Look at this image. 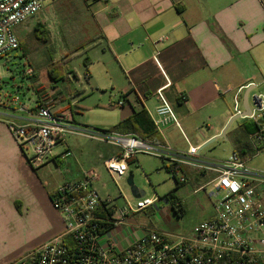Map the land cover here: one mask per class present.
<instances>
[{
  "label": "crops",
  "instance_id": "crops-1",
  "mask_svg": "<svg viewBox=\"0 0 264 264\" xmlns=\"http://www.w3.org/2000/svg\"><path fill=\"white\" fill-rule=\"evenodd\" d=\"M41 13L43 19L38 27L48 36L50 28H54L56 36L70 39L77 46L74 56L88 57L89 64H85L88 84L92 86L95 81L98 88L111 87L121 93L125 99L121 121L143 108L152 119L151 114L159 104L156 92L170 82L165 93L182 130L172 124L164 129L162 137L167 145L171 144L172 136L182 137L185 147L180 150L188 149L186 139L202 148L220 136L234 117L237 93L240 92L244 112V95L247 90L252 91L248 101L252 113L253 96L264 92L261 91L264 87V0H62L48 1ZM73 73L80 81L79 73ZM67 80L75 84L71 75ZM53 82L51 91L37 89L40 95L36 105L47 104L56 110L69 105L70 97H55L59 87L57 81ZM182 94L187 97L186 101L181 100ZM78 104L74 107L76 121ZM117 107V104L109 106L111 110ZM34 109L28 108L25 112L29 116L19 119H32ZM204 124L208 126L207 131L195 130ZM260 127L261 120L249 117L233 122L227 131L233 152L240 154L235 150V138L247 139L251 145V136ZM67 149L73 153L71 157L77 169L72 170L70 164L64 171L67 176L61 171L60 183L49 190L51 183L43 181L39 171L28 164L6 118L0 117V264H12L63 232V219L53 206L51 194L66 181L82 179L88 171L80 165L69 143L63 152ZM117 153L115 147L97 143L88 161L92 165L104 164ZM263 154L247 158L248 165ZM139 156L130 165L140 163ZM69 158H59L40 169L53 165L59 168ZM167 160L162 158L164 165ZM169 166V172L174 168L177 176L181 173V178H185L176 180L178 187L193 181L203 189L211 186L215 177L211 172L184 165ZM251 168L264 171L260 167ZM259 190L264 194V185ZM29 222L30 227L39 228L34 239L16 238L20 228Z\"/></svg>",
  "mask_w": 264,
  "mask_h": 264
},
{
  "label": "built area",
  "instance_id": "built-area-1",
  "mask_svg": "<svg viewBox=\"0 0 264 264\" xmlns=\"http://www.w3.org/2000/svg\"><path fill=\"white\" fill-rule=\"evenodd\" d=\"M48 1L62 0H0V60L22 50L16 28L41 13ZM155 60L158 62L156 56ZM24 74L33 77L35 70L29 65ZM170 86L168 82L157 90L159 104L151 114L161 134L172 124L182 130L165 93ZM239 94L235 96L234 116L242 114ZM186 99L182 94L181 100ZM257 99L249 116L255 121L261 120L260 129L250 139L254 155L264 153V92L257 94ZM12 101L20 105L19 111L28 110L18 96ZM77 102L70 97L69 105L58 110L37 104L32 119L25 123L9 121V128L23 152L31 149L30 154H24L33 169L71 157V150L57 154L55 149L66 147L71 136L84 137L118 150L104 162L114 180L126 177L130 162L140 154L215 174L211 182L212 195L219 197L214 203L215 213L187 236L172 237L154 230L137 235L135 230H127L123 236L120 227L126 224L130 214L152 208L160 211L162 199L158 195H145L132 203L123 197L125 202L119 203L110 196L103 198L95 187L99 174L91 169L82 179L66 181L51 194L53 206L63 219V232L12 264H264V194L259 190L264 185V171L252 169L248 160L236 151L226 160L204 161L201 149L188 139L189 147L183 151L133 133L81 126L75 120ZM124 104L125 99L121 97L117 105ZM171 172L175 180H185L177 179L174 168ZM164 201L170 203L168 198Z\"/></svg>",
  "mask_w": 264,
  "mask_h": 264
},
{
  "label": "rangeland",
  "instance_id": "rangeland-1",
  "mask_svg": "<svg viewBox=\"0 0 264 264\" xmlns=\"http://www.w3.org/2000/svg\"><path fill=\"white\" fill-rule=\"evenodd\" d=\"M42 19L43 13H39L16 28L26 54L22 50H18L13 52L10 57L0 60V117H5L7 123L9 121L25 123V120L19 118L29 115L18 110L20 105L14 103L13 98L18 96L21 104H26L30 109L35 108L36 99L40 95L37 89L45 88L46 91H51V85L55 83L51 74L54 73L61 76L56 82L59 90L54 93L55 97L75 96L74 99L79 102L77 123L88 128L110 129L112 125L122 119L121 106L113 110L109 108L112 104H118L121 93L111 87L98 88L93 80L94 83L92 82V86H90L85 79L86 56L81 54L74 56L77 46L72 44L70 39L56 36L57 32L54 28H50L51 34L48 39H40L37 36L36 28ZM29 65L35 70L33 77H27L24 74L25 68ZM74 71L79 73L80 81L75 78ZM69 75L73 77L75 84L67 80ZM97 78L100 77L97 76ZM77 81L80 82L79 85L76 84ZM77 86H79L78 92L76 91ZM261 91H264V87ZM228 102L233 109V100L230 99ZM149 106L152 107V104L150 103ZM195 130L205 132L208 130V126L204 124ZM68 143L74 150L80 165L86 167L87 170L95 169L98 172L99 180L95 183V187L103 198L110 196L113 199H118L119 203H124V197L128 201L136 203L137 200L127 182L130 173H133L135 184L146 192L147 197L158 195L162 199L159 202V207L162 208L160 211L152 208L135 215L130 214L126 224L120 227L123 236L127 230H135L136 235L143 231L154 230L172 237L187 236L197 224L209 219L215 213L214 203L219 197L212 195L213 187L206 186L205 189H199L200 186H195L193 181L178 187L173 173L167 170V166L170 167L169 165L172 164L170 160L165 161L164 165L160 157L140 154V156L138 155L140 163H132L126 177L114 180L102 162L92 165L88 161L91 150L97 148L96 142L84 137L71 136L68 138ZM170 143L175 150L185 147L182 137L179 138L178 135L172 136ZM63 150L64 146H59L55 152H63ZM24 152L28 155L31 153V149L24 150ZM200 153L204 161L214 163L228 159L233 153V146L228 139L220 138L201 149ZM70 164L72 170L77 169L74 158L70 157L66 164L60 165V169L53 165V167L43 168V170L40 168L34 170L39 171L43 181L51 183L47 187L51 190L55 183H60L62 179L60 172H66ZM250 166L264 168V154L253 158L250 161ZM177 177L180 179L181 173ZM202 183L205 184V180ZM171 193L182 202L184 214H177L172 209L171 203H165L164 198H167ZM30 225L29 222L28 225L21 227V232L16 238L34 239L39 228L30 227Z\"/></svg>",
  "mask_w": 264,
  "mask_h": 264
},
{
  "label": "trees",
  "instance_id": "trees-1",
  "mask_svg": "<svg viewBox=\"0 0 264 264\" xmlns=\"http://www.w3.org/2000/svg\"><path fill=\"white\" fill-rule=\"evenodd\" d=\"M37 36L40 39H48V33L45 30H42L40 27L36 28ZM22 49L25 50L24 45L22 44ZM85 64H89L88 57L85 58ZM54 81H58L59 78H56L55 74H51ZM110 130L119 132V133H133L136 134L143 139L158 143L165 144V141L162 137V134L156 129L152 119L149 116L148 111L143 108L138 112H135L134 115L130 118H127L118 124L112 126ZM235 150L239 151L241 156L245 159L252 157L254 155V149L251 147L250 143L247 139H234ZM174 211L177 214H184L185 210L182 202L178 198L175 197L173 193L167 196ZM179 210V211H178Z\"/></svg>",
  "mask_w": 264,
  "mask_h": 264
},
{
  "label": "water",
  "instance_id": "water-1",
  "mask_svg": "<svg viewBox=\"0 0 264 264\" xmlns=\"http://www.w3.org/2000/svg\"><path fill=\"white\" fill-rule=\"evenodd\" d=\"M251 92H252L251 90H247L246 93H245V95H244V104H243V106H244V112H242L241 115L234 116L230 120V122L227 124V126L224 129L223 133L220 136H218L217 138L212 139L208 144H206L205 146H203L201 149H203L204 147H206L210 143L216 141L217 139H220V138L228 139L227 138V131L229 130V128L231 127V125L233 124V122H235V121H237V120H239L241 118L249 117L251 115V112H249L250 111V106L248 105L249 96H250V93ZM252 100H253V104L254 105L257 104L258 103L257 95L253 96ZM127 182H128V185H129V187L131 189V192H132V194H133V196L135 198H137V199L138 198H143L146 195V192L143 189L139 188L135 184V180H134L133 173H130Z\"/></svg>",
  "mask_w": 264,
  "mask_h": 264
}]
</instances>
